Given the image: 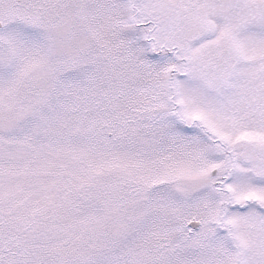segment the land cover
Segmentation results:
<instances>
[{"label": "snow or ice", "instance_id": "6c2138e0", "mask_svg": "<svg viewBox=\"0 0 264 264\" xmlns=\"http://www.w3.org/2000/svg\"><path fill=\"white\" fill-rule=\"evenodd\" d=\"M0 264H264V0H0Z\"/></svg>", "mask_w": 264, "mask_h": 264}]
</instances>
